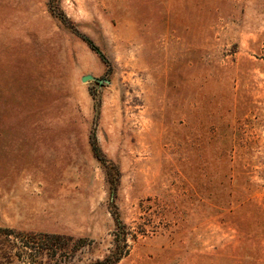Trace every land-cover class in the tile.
Wrapping results in <instances>:
<instances>
[{"label":"rangeland","instance_id":"rangeland-1","mask_svg":"<svg viewBox=\"0 0 264 264\" xmlns=\"http://www.w3.org/2000/svg\"><path fill=\"white\" fill-rule=\"evenodd\" d=\"M122 230L115 264H264V0H0V249Z\"/></svg>","mask_w":264,"mask_h":264},{"label":"trees","instance_id":"trees-1","mask_svg":"<svg viewBox=\"0 0 264 264\" xmlns=\"http://www.w3.org/2000/svg\"><path fill=\"white\" fill-rule=\"evenodd\" d=\"M127 230H122L118 236L116 247L111 249L110 253L103 259L90 262L88 264H115L127 255L130 251ZM86 238H74L56 233H19L16 234V242L8 244L6 249H0V256L6 262H12L16 255H29L32 264H60L57 259L59 252H64L65 263H70L77 250L83 249L87 243ZM15 247L18 250H13ZM20 249V250H19ZM18 255V256H19ZM47 256V262L42 258ZM57 259V260H56ZM2 261L0 262V264Z\"/></svg>","mask_w":264,"mask_h":264}]
</instances>
